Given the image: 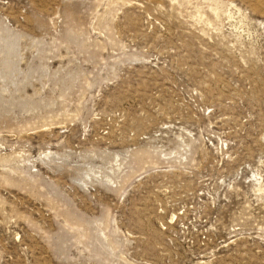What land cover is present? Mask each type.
Returning <instances> with one entry per match:
<instances>
[{
	"label": "rangeland",
	"instance_id": "rangeland-1",
	"mask_svg": "<svg viewBox=\"0 0 264 264\" xmlns=\"http://www.w3.org/2000/svg\"><path fill=\"white\" fill-rule=\"evenodd\" d=\"M0 264H264V0H0Z\"/></svg>",
	"mask_w": 264,
	"mask_h": 264
}]
</instances>
